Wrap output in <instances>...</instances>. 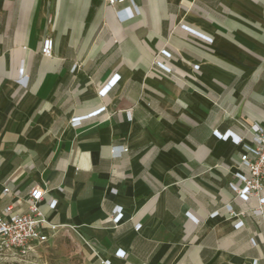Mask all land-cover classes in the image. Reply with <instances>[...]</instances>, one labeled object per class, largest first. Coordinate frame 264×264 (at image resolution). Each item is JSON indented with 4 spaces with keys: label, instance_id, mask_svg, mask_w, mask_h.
<instances>
[{
    "label": "crops",
    "instance_id": "0c3cea01",
    "mask_svg": "<svg viewBox=\"0 0 264 264\" xmlns=\"http://www.w3.org/2000/svg\"><path fill=\"white\" fill-rule=\"evenodd\" d=\"M108 1L0 0V215L38 187L81 264H264L230 189L264 125V0Z\"/></svg>",
    "mask_w": 264,
    "mask_h": 264
},
{
    "label": "built area",
    "instance_id": "2783aa9c",
    "mask_svg": "<svg viewBox=\"0 0 264 264\" xmlns=\"http://www.w3.org/2000/svg\"><path fill=\"white\" fill-rule=\"evenodd\" d=\"M121 1L109 0L108 4L111 6L115 2ZM116 17L120 20H128L133 17V13L130 7H127V9L117 12ZM53 46L52 38L48 37L42 41L39 53H41L42 57L49 58L52 56ZM160 54L168 58L170 57V54L163 49L160 51ZM154 64L162 67L167 73L171 72L170 69L160 66L156 61ZM18 82L22 86L27 87V77L18 79ZM252 127L253 131L249 132V140L242 138L235 140V143L242 147V153L239 157V166L236 172L232 174L236 183L232 182L230 189L234 192L235 197L243 202L254 199L256 201V208L250 211L261 216L264 213V197L261 195L264 188V125L254 124ZM214 133L218 137H221L217 131ZM5 193H7V189L4 190ZM42 196L43 191L40 188H33L27 197L24 214L0 215V254H8L11 257L17 258L28 256L38 246L48 242L58 232V227L51 225L39 209V204L43 200ZM224 208L233 217L243 215V213L236 214L230 205H226ZM117 217L116 214H112V222H115ZM241 225V222L236 223V227H240ZM102 263L106 264L105 262Z\"/></svg>",
    "mask_w": 264,
    "mask_h": 264
},
{
    "label": "rangeland",
    "instance_id": "374dc122",
    "mask_svg": "<svg viewBox=\"0 0 264 264\" xmlns=\"http://www.w3.org/2000/svg\"><path fill=\"white\" fill-rule=\"evenodd\" d=\"M3 264H81L78 245L67 234L57 232L48 242L25 257L2 256Z\"/></svg>",
    "mask_w": 264,
    "mask_h": 264
}]
</instances>
